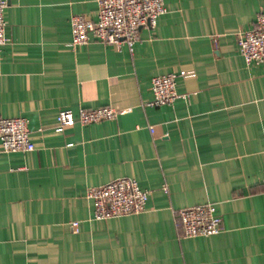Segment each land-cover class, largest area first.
<instances>
[{"label": "crops", "instance_id": "0c3cea01", "mask_svg": "<svg viewBox=\"0 0 264 264\" xmlns=\"http://www.w3.org/2000/svg\"><path fill=\"white\" fill-rule=\"evenodd\" d=\"M5 1L0 118L26 117L34 149L0 144V264H264V63L237 42L264 0H164L132 52L69 45L96 0ZM181 71L180 96L148 105L151 78ZM105 106L122 112L55 131L60 110ZM119 178L145 209L94 219L87 188ZM202 203L221 231L183 237L176 211Z\"/></svg>", "mask_w": 264, "mask_h": 264}, {"label": "built area", "instance_id": "2783aa9c", "mask_svg": "<svg viewBox=\"0 0 264 264\" xmlns=\"http://www.w3.org/2000/svg\"><path fill=\"white\" fill-rule=\"evenodd\" d=\"M96 19L74 14L70 18V46L87 44L90 38L105 45L120 48L124 44L132 52L138 40L140 27L153 29L157 18L165 13L164 0H96ZM6 1L0 0V46L8 42L5 36L4 9ZM238 49L247 65L264 63V2L256 14L252 28L237 35ZM189 78L191 74H162L151 78L152 99L150 106L170 105L180 95L176 91V78ZM122 111L111 107L71 110L57 113L55 131L75 123H90L113 120ZM152 131V127H149ZM0 144L4 152H29L34 144L29 138L28 119L24 116L0 118ZM264 185V170L262 173ZM166 190V188H164ZM149 191L141 189L133 178H119L101 186L87 188L85 198L91 202L94 219L103 220L112 216L134 214L145 209ZM176 225L183 237H208L221 231V218L211 203H202L181 208L175 213ZM73 227L76 223L72 224Z\"/></svg>", "mask_w": 264, "mask_h": 264}]
</instances>
